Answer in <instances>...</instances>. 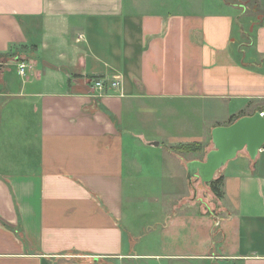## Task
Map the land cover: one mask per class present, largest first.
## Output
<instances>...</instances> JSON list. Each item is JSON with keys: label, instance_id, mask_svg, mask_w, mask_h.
<instances>
[{"label": "crops", "instance_id": "obj_1", "mask_svg": "<svg viewBox=\"0 0 264 264\" xmlns=\"http://www.w3.org/2000/svg\"><path fill=\"white\" fill-rule=\"evenodd\" d=\"M261 111L264 0H0V264H264V145L219 196L186 178L214 127ZM151 174L187 187L129 207Z\"/></svg>", "mask_w": 264, "mask_h": 264}, {"label": "water", "instance_id": "obj_2", "mask_svg": "<svg viewBox=\"0 0 264 264\" xmlns=\"http://www.w3.org/2000/svg\"><path fill=\"white\" fill-rule=\"evenodd\" d=\"M213 148L204 159L187 162V178H199L202 183L213 179L224 163L233 158L240 150L246 149L254 158L264 145V117L256 112L243 116L228 125H219L212 129Z\"/></svg>", "mask_w": 264, "mask_h": 264}, {"label": "rangeland", "instance_id": "obj_3", "mask_svg": "<svg viewBox=\"0 0 264 264\" xmlns=\"http://www.w3.org/2000/svg\"><path fill=\"white\" fill-rule=\"evenodd\" d=\"M211 122V121H209ZM210 146V145H209ZM244 149L240 150L239 152L242 153ZM141 153V152H140ZM187 156H190L187 155ZM203 156V154L201 155ZM140 158L145 160L143 163L148 164L152 163L149 168H162L163 169V164L159 165L156 161L158 160V157L156 155H149V157L144 158L142 154H140ZM147 160H153V162H146ZM144 167H147L144 166ZM187 178V177H186ZM216 178V177H215ZM213 178V179H215ZM132 180V179H130ZM211 181V180H210ZM206 182L201 185L202 189V194L205 195L206 193H209L211 190V183ZM201 182L197 181L196 185H200ZM187 187V181L184 177H176L175 179H168L166 176L161 175L157 176L151 174V176H142V177H133V181H129L126 183V193L129 196V201L127 205L129 207H140V206H150L151 208H155L156 206L163 205V202H165V199L168 200V198H164L165 194H169L172 196L173 199H175L177 196H180L183 191H185ZM183 189V190H182ZM170 199V200H173ZM132 215V214H131ZM136 216V215H132ZM142 217V223H150L152 225L148 226L145 228L143 227L142 230H144V235H147L145 241L152 240V230H153V217H155L152 214H145V215H140ZM137 248L140 251H153L154 247L153 244L151 245H139ZM158 260H155L154 258L152 259H141L138 260L139 263H144V264H156ZM212 264V263H211ZM215 264H230L229 262H222L219 261Z\"/></svg>", "mask_w": 264, "mask_h": 264}, {"label": "trees", "instance_id": "obj_4", "mask_svg": "<svg viewBox=\"0 0 264 264\" xmlns=\"http://www.w3.org/2000/svg\"><path fill=\"white\" fill-rule=\"evenodd\" d=\"M197 146H198V144H196V143L179 144L176 146V149L178 151H187L188 152V151L196 150ZM221 182H222V176H218L215 179H212L210 181L211 190L216 196L220 195V184H221Z\"/></svg>", "mask_w": 264, "mask_h": 264}, {"label": "built area", "instance_id": "obj_5", "mask_svg": "<svg viewBox=\"0 0 264 264\" xmlns=\"http://www.w3.org/2000/svg\"><path fill=\"white\" fill-rule=\"evenodd\" d=\"M28 67V64H26L25 62H20L18 63V72L21 74V75H24L25 74V69ZM110 86L112 87H116L118 85L117 81H110ZM93 86L100 89V90H103L106 86L105 84V79H102V78H99V79H96L94 82H93ZM261 115H264V112L261 111L260 112Z\"/></svg>", "mask_w": 264, "mask_h": 264}]
</instances>
